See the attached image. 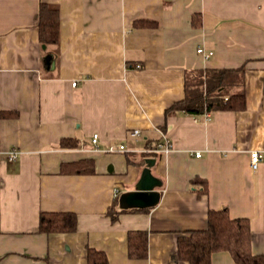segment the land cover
<instances>
[{
	"label": "crops",
	"instance_id": "1",
	"mask_svg": "<svg viewBox=\"0 0 264 264\" xmlns=\"http://www.w3.org/2000/svg\"><path fill=\"white\" fill-rule=\"evenodd\" d=\"M41 3L58 10L53 45L39 39ZM209 69H242L245 108L166 115ZM163 140L168 153L145 152ZM82 159L93 173H60ZM145 168L156 203L123 207ZM221 209L249 222L264 255V0H0V264H87L88 249L108 264H188L171 261L178 238ZM43 212L75 214V231L41 233ZM132 231L147 234L145 258L128 255ZM211 264L235 262L216 252Z\"/></svg>",
	"mask_w": 264,
	"mask_h": 264
},
{
	"label": "trees",
	"instance_id": "2",
	"mask_svg": "<svg viewBox=\"0 0 264 264\" xmlns=\"http://www.w3.org/2000/svg\"><path fill=\"white\" fill-rule=\"evenodd\" d=\"M136 26L144 22H136ZM38 30L40 42L53 45L59 37L58 10L41 3L39 7ZM235 74V75H234ZM242 69L206 70L205 76L199 74L198 79L185 83V97L167 110L180 111L189 115H200L208 107L213 110H242L245 108V96L240 90ZM231 78V79H230ZM232 84V85H231ZM231 87H227L230 86ZM229 88V89H227ZM226 89V90H225ZM62 147L74 148L76 143L70 139L62 140ZM129 161V160H128ZM130 162V161H129ZM94 172L93 161L82 159L60 166L62 174H91ZM206 185L203 184V192ZM118 197L114 198V207ZM112 209V208H111ZM108 210L112 221L118 217L117 212ZM77 217L73 213L43 212L39 216V231L44 234H67L75 231ZM216 252H227L235 264H264V255L251 252V231L246 219L230 218L226 209L209 210L207 226L204 230L189 231L177 240V250L171 257L172 262L188 264H211V256ZM128 255L131 258H145L147 255V234L132 231L128 234ZM87 264H108L103 252L88 249Z\"/></svg>",
	"mask_w": 264,
	"mask_h": 264
},
{
	"label": "built area",
	"instance_id": "3",
	"mask_svg": "<svg viewBox=\"0 0 264 264\" xmlns=\"http://www.w3.org/2000/svg\"><path fill=\"white\" fill-rule=\"evenodd\" d=\"M196 51L204 59H208L212 55L211 51L206 52L203 48H197ZM136 67H139V65H137ZM75 84H76L75 82L72 83L73 86H75ZM202 117L206 121L209 120L208 112H204L202 114ZM139 134H140L139 130H133L131 132V135L135 136V137L139 136ZM97 141H98V135L97 134H93L92 138H91V142H92V144H93V146L95 148H96ZM170 150H171V144L167 140H163L161 142H158L153 148L145 150V152H155V153L166 154ZM106 151L109 152V153L123 152V151H125V147L122 144H120L117 147L111 146ZM15 156H16V153L14 151H9L7 153V159L9 161L14 160ZM194 157H196V158L200 157V153L196 152L194 154ZM262 160H263V156H262V153L260 151L253 150V151L249 152V163H250L251 170H253V171L257 170V168H258L259 164L262 162ZM117 193H118V191L115 190L114 197L117 196Z\"/></svg>",
	"mask_w": 264,
	"mask_h": 264
},
{
	"label": "water",
	"instance_id": "4",
	"mask_svg": "<svg viewBox=\"0 0 264 264\" xmlns=\"http://www.w3.org/2000/svg\"><path fill=\"white\" fill-rule=\"evenodd\" d=\"M159 185L150 174L149 169L142 170L135 191L124 193L120 196L119 202L123 207H145L156 203L158 199L154 188Z\"/></svg>",
	"mask_w": 264,
	"mask_h": 264
}]
</instances>
